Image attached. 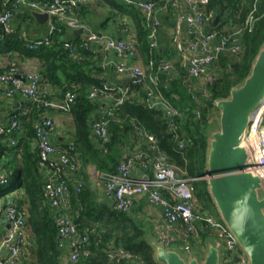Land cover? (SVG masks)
I'll return each mask as SVG.
<instances>
[{
    "label": "trees",
    "instance_id": "16d2710c",
    "mask_svg": "<svg viewBox=\"0 0 264 264\" xmlns=\"http://www.w3.org/2000/svg\"><path fill=\"white\" fill-rule=\"evenodd\" d=\"M106 1L111 9H117L132 19V28L138 35L141 54L146 64L151 58L154 62L157 57L169 58L165 48L163 51L159 50V47L156 50L150 48L147 38L148 29L143 14L138 8L125 4L121 0ZM163 3L165 4V0H156V6ZM254 3L256 4L255 20L251 30L246 29L240 35V53L223 52L218 56L215 63L216 77L212 82L205 84L206 91L201 103L193 99L192 93L200 94L204 81H201L202 87L200 83L197 84L198 88L196 83L192 87L190 79L192 81L196 79L189 77L185 69L177 72L178 74L164 88L165 95L176 110V114L171 117L167 116L162 108L147 105L143 85L129 84V97L120 105L115 118L109 121L110 141L103 146H99L91 130V123L98 115L103 102L90 100L87 92L91 86L105 81L111 82L112 85L121 83L115 79L111 66L102 65L104 54L100 47H82L80 57L74 59L62 43L65 39L79 42V34L73 33L66 38V27L58 24L50 34L51 44H44L33 49L27 46V38L18 30L7 35H1L0 31V58L9 57L13 60L10 64H16L17 58H35L41 78L56 89L52 93L54 95L42 90L49 100H62L67 91L76 93L75 102L63 111L72 117L69 144L75 148L73 154L76 155L80 172V168L83 169L88 164L95 167L97 174L114 172L126 153L141 148L146 149V139L137 129L140 127L142 131L155 136L159 148L175 165L180 175L201 177L206 167L207 117L218 111L214 100L229 96L231 87L244 80L264 43V0H208L206 4L205 12H214L204 25L206 31L222 32L228 27L242 24ZM87 7L88 0L77 7V12L80 18L90 26V19L86 18ZM166 9L173 12L171 7ZM216 15L219 16V20L217 24H214ZM27 17H33V15L27 13ZM171 25L175 24L171 23ZM179 66L181 67L180 61ZM4 67L0 66V70ZM161 77L164 79V74ZM30 101L36 116L31 123L27 124L25 133L14 145L7 144V146L0 143L2 167L8 177L5 184H0V204L11 198L19 208H24L26 211L29 242L22 259L23 264H62L63 249L60 247V236L54 222L52 208L44 194V175L38 165L37 149L35 146L34 151L31 149V141L35 138L34 124L44 117L42 111L54 108H45L43 104L38 105L37 102ZM198 106L201 108L200 116H196L194 112ZM25 114H28L27 109L20 115V122L21 116ZM171 122L176 125L175 131L170 127ZM262 122L264 123V114ZM8 123L9 118L6 124H2L7 126ZM16 131L9 135L14 138ZM181 139L184 141V146L179 148ZM53 142L59 147H66V142H57L55 139ZM135 146L137 147L134 148ZM19 153L22 164L16 166ZM80 178L83 183L80 191L76 192L71 186L72 192L69 196L71 211H69L78 230L81 233L87 232L89 235L87 243L89 253L86 256L81 255L73 264H158L154 258V246L146 237V229L137 221L133 212L118 211L107 203L100 205L95 199L94 190L85 183L86 177L80 176ZM191 184L197 201L196 212L201 217L199 222L202 226L198 231L201 230L202 237L203 233L210 229V226H206V217H212L219 228L227 230L209 195L206 180H192ZM182 230L184 232V226ZM226 233L228 234V231ZM192 235L194 234H188L186 239ZM184 239L180 236L178 239L175 238L174 242L182 243ZM109 244L124 247L129 256L120 260L109 258L105 251ZM226 264H232V262L227 261Z\"/></svg>",
    "mask_w": 264,
    "mask_h": 264
},
{
    "label": "built area",
    "instance_id": "2783aa9c",
    "mask_svg": "<svg viewBox=\"0 0 264 264\" xmlns=\"http://www.w3.org/2000/svg\"><path fill=\"white\" fill-rule=\"evenodd\" d=\"M86 0H0V31L1 35H7L15 31L12 18L15 11L25 6L33 12H45L48 14V33L27 41L29 48H37L44 44H51L50 34L55 27L63 25L71 30H80L82 37L79 42L65 39L62 46L67 49L74 59L80 57V48L103 49V66H111L115 73L129 77V84L143 85L146 91V103L149 107L162 108L167 116L176 114L173 103L165 95L164 88L177 74L176 61L169 58H151L147 66L134 60L139 57L140 51L126 38L110 36L98 32L88 26L79 16L77 7ZM123 3L138 8L144 17L148 29V42L152 50L159 47L158 33L160 17L156 0H121ZM208 0H165L176 15L175 29L172 35V44L177 52L180 65L185 68L191 78L204 81V87L200 94L192 93L197 103L202 102L205 94L206 83H210L216 77L218 56L223 52L233 54L240 53V35L244 30H251L255 16L256 4L245 21L234 27H228L220 32L217 30L206 31L205 23L214 12L206 13ZM213 13V14H212ZM182 24L187 26V36H183ZM111 52V55H109ZM164 74V79L161 75ZM23 76V77H22ZM41 75L36 66L26 65L21 69L16 64H9L0 70V87L4 89L8 97L19 95L56 110H65L75 102L76 93L67 91L62 100H49L41 89ZM128 84V85H129ZM128 85H112L105 81L99 85H93L88 89L87 97L90 100H101L103 105L98 110V115L91 123V130L99 146L110 141L108 131L109 121L115 118L120 105L129 97ZM195 90V89H194ZM196 91V90H195ZM200 92V91H199ZM201 108L194 109L196 116H200ZM26 109L16 106L13 108L7 126L0 122V138L8 136L10 144H15V139L9 134L20 128V115ZM264 98L253 110L251 121L246 128L245 139L251 151L254 165L252 166L264 179ZM218 117L215 111L208 115V123L212 118ZM54 119L44 116L42 120L34 124V146L38 153V165L43 175V190L53 211V218L60 236V247L63 249L62 264H73L78 258L86 256L89 251L87 243L89 235L81 233L69 211V196L71 186L76 192L82 189L83 183L76 174L79 172V164L75 148L72 144L59 147L52 140L54 131ZM170 127L175 131L176 125L171 122ZM146 139V149L134 150L127 153L117 165L114 172H99L97 174L101 182L104 195L109 204L116 210L130 212L137 196L146 195L150 205L160 211L162 217L161 228L156 231L160 243L169 246L174 242V236L170 233L176 223H182V234L185 244L184 250L189 251L190 245L186 243L188 234L198 232L197 221L201 219L196 212L197 201L194 196L192 180L202 179L198 176L180 175L175 165L169 161L166 154L159 148L154 135L142 131L137 127ZM179 148L184 146L181 139ZM137 168L140 173L137 175ZM183 173V172H181ZM8 180L7 172L2 167L0 158V184ZM206 226L216 230V236L225 248L237 252L240 264L247 262V257L232 235L224 228H219L212 217H206ZM0 226L3 230L0 235V264H23L25 248L28 244V229L26 223V211L19 208L11 198L0 204ZM175 243V242H174ZM106 254L111 259L120 260L129 256L128 251L122 246L109 244ZM5 252V253H4ZM5 254V255H4ZM226 261H231V255H226ZM232 262V261H231Z\"/></svg>",
    "mask_w": 264,
    "mask_h": 264
},
{
    "label": "water",
    "instance_id": "95a60500",
    "mask_svg": "<svg viewBox=\"0 0 264 264\" xmlns=\"http://www.w3.org/2000/svg\"><path fill=\"white\" fill-rule=\"evenodd\" d=\"M32 14L38 20L48 18L45 12ZM218 20L216 15L214 24ZM263 98L264 43L244 80L231 87L229 96L214 100L219 126L209 132L206 167L201 176L219 217L246 255L245 264H264V179L252 168L254 163L245 139L253 110ZM149 241L158 264H225L228 254L232 264H240L238 253L225 248L217 237L205 239L203 258L191 252L184 257L180 249L172 244L165 246L158 238Z\"/></svg>",
    "mask_w": 264,
    "mask_h": 264
},
{
    "label": "crops",
    "instance_id": "0c3cea01",
    "mask_svg": "<svg viewBox=\"0 0 264 264\" xmlns=\"http://www.w3.org/2000/svg\"><path fill=\"white\" fill-rule=\"evenodd\" d=\"M168 4H158V14L160 16L162 26L159 29L158 33V41H159V50L163 51L167 50V56L169 58H172L174 61H176V64L178 65L179 71L182 68L179 66V58L178 55L173 49L172 44V35L175 29V25H171V23L175 24L176 15L174 11H167V7H170ZM173 10V9H172ZM27 13L32 14V10L28 9L25 6H21L18 10L15 11V14L12 18V25L14 26L15 30H18L23 36L27 38V40L34 39L40 36H45L48 33V19L47 20H38L34 16L33 17H27ZM86 18L90 19V23L94 29H96L98 32L103 34H109L117 37H122L130 40L132 44L140 51L139 57H134L133 59L140 62L143 66H146V62L143 59V56L141 54V48L140 44L138 42V35L136 31L132 28V19L124 13H121L119 10L111 9L110 6L107 4L106 0H88V7L86 8ZM33 15V14H32ZM182 30H183V36H187V28L185 24H182ZM206 30V28H205ZM73 33L79 34V39L82 37V32L80 30H71L69 28H66V38H68ZM171 35L169 36V34ZM172 49V50H171ZM103 52V49H102ZM109 55H111V52H109ZM2 58H0V66L2 61ZM16 64L23 69L26 65L35 64L37 67V61L35 58H17L15 59ZM38 69V68H37ZM186 72V71H185ZM114 73V77L117 80L118 83H121L120 85L126 84L130 82V79L128 76L124 74H118ZM178 74V73H177ZM176 74V75H177ZM42 76V75H41ZM201 80V79H196ZM111 83V82H110ZM41 89L46 91L49 94H52L56 91L54 87H52L51 84L45 82L43 79L41 80ZM54 95V94H52ZM56 99V98H55ZM32 102L29 99L23 98L19 95H15L13 97H8L4 89L0 87V121L3 124H6L8 122L9 115L14 108V106H21L25 109H27L28 114L21 116V128L16 131V135L14 137L15 142L17 143L18 139L22 134L25 133L27 130V124L31 123V120L33 121V118L36 116V112L33 110V106L31 104ZM42 114L44 116H50L54 119L55 127L54 131L52 133V140L55 139L57 142H66V145L70 143V132H71V123H72V117L61 110H54V109H48L45 111H42ZM0 143L3 145L10 144V140L8 137H4L0 140ZM8 146V145H7ZM31 149L34 151V140L31 141ZM128 150H126L127 152ZM125 152V153H126ZM124 153V154H125ZM127 154V153H126ZM125 154V155H126ZM124 156V155H123ZM4 158V156H3ZM18 161L16 162V166H19L22 164L21 162V154L19 153L17 155ZM91 168L94 169V166L91 164L86 165L83 169L80 168L81 172L79 171L76 175L78 177L85 176V183L89 184L90 188L94 190L96 196L95 199L98 203H107L109 204L107 198L104 195V189L99 181L98 176L92 173ZM43 173V172H42ZM140 173V168H137L136 174L138 175ZM17 193V192H15ZM69 210L71 211V204H69ZM131 212H133V215L135 217H144L146 214L153 215V218H148L151 225L153 224V221L161 222L160 226L162 225V217L160 215V211L158 208L152 206L149 204V202L146 199V195H140L137 196L134 200L133 207L131 209ZM196 225L198 226V229L201 228V223L199 220L197 221ZM183 225L181 223H176L173 226V229L170 230V233L174 236V238L178 239L183 234ZM3 230V227L0 226V235ZM199 230L196 234L189 236L187 238L186 243L190 245V250L186 251L183 249V245L185 242H172L171 244L173 247L178 248L180 250H183L190 253L192 247L194 244L198 247V254L200 258H203V256L206 253V245H205V239L207 237L216 238V232L213 229H208V231H205L204 236L202 237V234ZM153 238L157 240V235H154ZM170 244V245H171ZM5 253V252H4ZM5 255V254H4Z\"/></svg>",
    "mask_w": 264,
    "mask_h": 264
},
{
    "label": "rangeland",
    "instance_id": "374dc122",
    "mask_svg": "<svg viewBox=\"0 0 264 264\" xmlns=\"http://www.w3.org/2000/svg\"><path fill=\"white\" fill-rule=\"evenodd\" d=\"M92 28V27H91ZM171 35V33L169 34V36ZM1 61H2V63H1V65H3V66H6V65H8V64H10L11 62H13V60H10V58L9 57H3L2 59H1ZM32 66H35V64H31ZM201 81L202 80H196V81H192L191 79H190V83H191V85H192V87H194V83H196V87L198 88V86H197V84H201V87H202V83H201ZM257 107V106H256ZM217 113H218V111H217ZM216 126H219V119L216 117V118H212L211 119V121L206 125V130H207V138L209 137L208 135H209V132L211 131V129L212 128H214V127H216ZM137 146H135L134 148H136ZM91 171H92V173L95 175H97V172H96V169H95V167H94V169L93 168H91ZM197 210H198V208H197ZM199 211V210H198ZM198 213V212H197ZM199 214V213H198ZM148 218H153V215H145L144 217H137V221L139 222V223H141V225H142V227L143 228H145L146 229V232H147V234H146V237H147V239L148 240H153V233L155 232V234L154 235H157V233H156V231L158 230V228H161V226H160V224H161V222H158V220L157 221H153V224L154 225H151L150 224V222H149V220H148ZM221 249H222V251L224 250L222 247H221ZM180 251V254H182V256H184V257H186V255H187V252H185V251H183V250H179ZM191 253H197L198 252V247H197V245L196 244H194V246L192 247V249H191V251H190ZM224 252V251H223ZM225 259H226V256H225ZM226 260H225V264H226Z\"/></svg>",
    "mask_w": 264,
    "mask_h": 264
}]
</instances>
